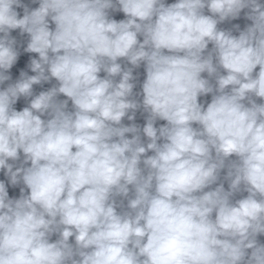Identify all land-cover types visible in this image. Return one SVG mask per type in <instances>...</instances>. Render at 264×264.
Wrapping results in <instances>:
<instances>
[{
	"label": "clouds",
	"instance_id": "1",
	"mask_svg": "<svg viewBox=\"0 0 264 264\" xmlns=\"http://www.w3.org/2000/svg\"><path fill=\"white\" fill-rule=\"evenodd\" d=\"M0 264H264V0H0Z\"/></svg>",
	"mask_w": 264,
	"mask_h": 264
}]
</instances>
